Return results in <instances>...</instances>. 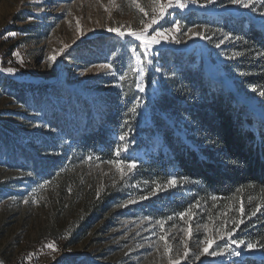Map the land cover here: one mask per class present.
Here are the masks:
<instances>
[{
  "label": "rangeland",
  "instance_id": "rangeland-1",
  "mask_svg": "<svg viewBox=\"0 0 264 264\" xmlns=\"http://www.w3.org/2000/svg\"><path fill=\"white\" fill-rule=\"evenodd\" d=\"M220 1L0 0V264H230L242 255L264 258L210 222L143 214L141 206H153L166 190L129 187L121 162L71 166L44 180L27 159L51 154L38 143L60 135L47 124L56 113L70 119L86 104L102 107L98 97L118 93L128 79L138 82L140 110L146 111L158 95L156 83L152 90L147 85L149 75L160 73L151 61L159 53L196 49L208 65L211 55L205 75L234 91L264 125V108L236 91L221 69L233 60L224 51L228 39L205 25L243 16L264 30V13L252 8L253 0ZM190 12L194 17L186 18ZM123 62L119 74L116 66ZM71 176L74 181L63 185ZM98 197L108 202L92 214L83 235L80 222Z\"/></svg>",
  "mask_w": 264,
  "mask_h": 264
},
{
  "label": "trees",
  "instance_id": "trees-1",
  "mask_svg": "<svg viewBox=\"0 0 264 264\" xmlns=\"http://www.w3.org/2000/svg\"><path fill=\"white\" fill-rule=\"evenodd\" d=\"M253 7L264 13V0H253ZM193 17V12L186 15ZM205 25L228 39L224 51L233 60L221 69L234 89L264 108V30L243 16ZM84 43L100 48L95 40ZM206 60L196 56V49L159 53L151 61L160 73L149 75L147 85L152 90L156 83L158 95L146 103V111L140 110L138 82L128 79L118 93L98 97L102 107L86 104L70 119L56 113L47 124L60 135L40 137L38 144L49 147L51 154L38 162L27 157L33 171L51 180L71 166L121 162L129 187L166 190L152 200L153 206H141L143 214L177 222L190 215L264 255V125L234 91L205 75ZM125 64L116 66L119 74ZM72 177L63 185L74 181ZM107 202L98 197L88 203L92 213L80 222L83 235L92 214L101 213ZM230 264H264V258L242 255Z\"/></svg>",
  "mask_w": 264,
  "mask_h": 264
}]
</instances>
